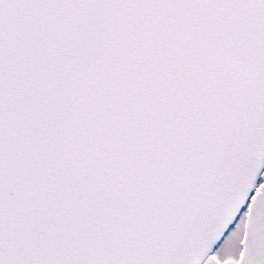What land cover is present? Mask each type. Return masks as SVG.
Here are the masks:
<instances>
[{
    "label": "snow or ice",
    "instance_id": "6c2138e0",
    "mask_svg": "<svg viewBox=\"0 0 264 264\" xmlns=\"http://www.w3.org/2000/svg\"><path fill=\"white\" fill-rule=\"evenodd\" d=\"M0 264H264V0H0Z\"/></svg>",
    "mask_w": 264,
    "mask_h": 264
}]
</instances>
